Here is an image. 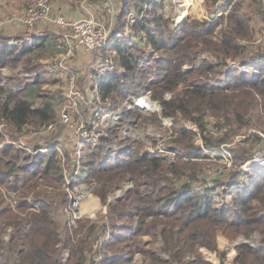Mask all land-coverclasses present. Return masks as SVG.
I'll return each mask as SVG.
<instances>
[{
    "label": "trees",
    "instance_id": "16d2710c",
    "mask_svg": "<svg viewBox=\"0 0 264 264\" xmlns=\"http://www.w3.org/2000/svg\"><path fill=\"white\" fill-rule=\"evenodd\" d=\"M130 1L122 0L112 34L124 29L130 8L143 15L131 24L129 36L115 38V67L95 75V82L101 99L110 97L113 102L116 97L124 100L150 91L151 99L161 106V116L177 125L167 148L173 155H149L129 144L96 164L100 145L88 143L79 179L92 176V191L106 204L109 220L99 223L89 218L85 227L87 222L78 218L69 227L67 219L62 225L56 220L68 200L61 156L49 150L22 161L19 147L4 142L0 147V264H95L94 247L100 239L112 252L104 254L99 264H139L132 262L136 252L146 254L150 264H213L204 259L201 248L216 250L218 233L231 237L256 233L255 244L235 246L234 262L264 264V174H254L230 205L219 206L211 198L213 191L222 192L218 189L222 183L228 187L243 181L246 168L241 165L264 145V42L254 45V38L253 45L245 42L253 35L252 16L243 5L246 0H235L226 16L213 21L187 22L178 34L164 31L172 17L158 11L160 2L135 0L130 6ZM207 1L213 5L215 0ZM249 1L256 4L263 23L262 3ZM140 34L146 36L151 50H141ZM7 41L0 35V118L11 122L16 131L29 123H53L62 95L46 93L40 105H33L40 76L13 87L5 84L1 70L18 65L23 72L34 70L38 59L58 53L56 40L34 36L20 46ZM108 107L114 108V103ZM193 135L201 139L204 152L190 140ZM105 137L100 141H107ZM42 147L46 146L36 142L33 149ZM204 158L231 163L211 166ZM68 160L71 166L72 158ZM129 182L132 185L126 186ZM123 185V192L107 202ZM107 231L110 236L104 239ZM143 235H151L158 245L143 249ZM224 255L219 264H224Z\"/></svg>",
    "mask_w": 264,
    "mask_h": 264
},
{
    "label": "rangeland",
    "instance_id": "374dc122",
    "mask_svg": "<svg viewBox=\"0 0 264 264\" xmlns=\"http://www.w3.org/2000/svg\"><path fill=\"white\" fill-rule=\"evenodd\" d=\"M15 1V0H13ZM17 1V9L18 12L20 11V15L18 17V20L21 21L23 25L22 32L17 35L16 38L8 39L7 43L10 45H22L23 42H30L32 32L41 30L44 32L52 31L54 32V35L57 34V32H60L62 34H67V37L69 38L70 46L69 50L71 51V57H57L56 54L44 57L42 59H38V67H36L34 70L23 72L21 70L22 67L18 65V67H4L2 68V73L5 77V84H8L13 87H23L24 83L30 82L32 79H35L36 76H40V82L37 83L35 86V92L38 94V96H35L31 98L33 105H40L41 101L46 93H52L55 92L57 95H62L61 98H59L56 102V108L58 110V116L53 122V127L50 131H44L45 125H38V124H32L29 123L25 128H23L20 131H16V129L13 127L11 122L7 121L4 118H0V134L2 138L0 137V147L4 142L12 143L13 145L19 147L18 154L19 159L23 161V158L25 156L32 157L38 152H47V151H34L33 146L36 144V142L40 143L44 146H49L50 150H56L57 154L63 158V162L65 164V168L69 171L72 168V165L70 166L68 157L73 158L74 156V148L78 146L81 139H87L90 137L91 134H88L86 131H83L82 133L84 136L81 137V130L87 127L88 122L90 123L93 121V124L95 127L94 135L96 136L95 142H82L81 144V151L82 154L87 153V144L88 143H95L99 144L100 148L96 152V164L98 163H104V161L107 158H112L117 153L118 148L120 147H129V144H132V148L136 149L138 152L146 153V154H160L165 156H172L173 152L168 150V146H171V132L174 130V128L177 126L176 124L173 125L170 118L161 116V106L157 100L151 99V92H143L140 97H145L149 99V101H146L149 103L148 105L144 106H135L134 100L137 98V96L130 95L126 99L121 100L120 98L116 97V101H112L110 97H107L105 100H102L100 95H98V98H92L89 96V90L91 86L95 83V75L97 74L98 70V64L99 61L107 57L111 52L108 49H87L84 45L80 44L78 42V38L72 37L70 34V31L60 29L57 27V25L52 21L53 18L57 15L63 16L66 19L70 20H80L85 17H92L95 21L105 24L106 26H109L110 31H112L115 26L117 25L116 22L117 19L115 16V19L113 21L112 18H114L115 12L117 11L118 6V12L120 11V7L122 4V0H112L114 13L111 15L108 13L105 9L103 0H43L46 5L47 9L45 10L44 16L40 18H36L30 25L24 23L22 19L24 18V12H26L27 8L31 5H33L37 0H16ZM135 1V0H133ZM133 1H130V6H133ZM257 1V0H255ZM116 3V6H115ZM163 4V3H162ZM14 5V4H13ZM148 6V4H145L144 6ZM243 5L246 7V11L250 13L252 16V21L250 24V27L255 24V27H259V25H263L258 16V13L255 12L256 4L250 2L249 0L244 1ZM0 6L2 9V4L0 1ZM143 6V7H144ZM67 8L68 12L65 14L62 13V8ZM147 7V8H148ZM202 9L206 12V14L203 16H200L197 12H191L190 9L185 11L190 17L183 23V26L192 20H203V21H213V20H206L209 19V13L213 11V5L210 4L207 0H204ZM264 7V5H263ZM131 9V8H130ZM159 12L165 14L166 16L170 17H176L177 14L184 12V6L177 8L173 6L170 1L167 0L164 5L159 8H157ZM163 9L166 10L163 12ZM39 11V9L37 10ZM133 15L142 14L143 12H136L135 8L133 7L131 11ZM1 13V11H0ZM118 13L117 15H119ZM129 16L131 14L128 12L125 15V24L129 22ZM22 18V19H21ZM0 18V22H1ZM134 22V21H133ZM132 22V23H133ZM222 23V24H221ZM219 26L223 25L225 21H221ZM124 24V26H125ZM170 26L168 27V24L166 27H164V31L178 34L183 28V26L179 29H176V31L172 29V22L169 23ZM130 26V23H128ZM29 26V27H28ZM170 29V30H169ZM218 27L216 28V30ZM134 31V30H133ZM43 32V33H44ZM115 33V32H113ZM248 39L245 40V42L249 45L252 42V39L254 38V33H252ZM113 35V34H111ZM132 36V35H130ZM62 37V36H60ZM59 35L55 36V40L57 42H62L61 44L65 45V38H60ZM124 37V36H123ZM11 38V37H10ZM119 38V37H118ZM134 36L132 37V39ZM146 36L143 34H140L138 39V45L142 46L140 47L141 50H151V45L147 43ZM253 43V42H252ZM254 44V43H253ZM251 44V45H253ZM67 45V43H66ZM255 45V44H254ZM135 52L137 50L134 49ZM86 54V55H85ZM112 54L114 57V52L112 50ZM204 55H207V52L202 53ZM56 55V56H55ZM209 55V54H208ZM210 56V55H209ZM211 57V56H210ZM232 60L228 61V65H232ZM65 65L67 69H64L63 66ZM238 68L241 69V67L236 64ZM187 67V66H186ZM60 69V70H57ZM85 69L86 72H89L90 69L92 70L91 73V80H87L86 82H83L79 79V76L83 73V70ZM65 72H73L75 76L74 84L75 88L79 93V98L82 100L84 98V102L80 104V106L83 108V112L81 114H78L79 110L77 108V97L76 100V108L71 109L69 105L70 102H72V98L67 97L65 94L66 91V80H65ZM78 73V74H77ZM14 80H19V82H14ZM88 92V93H87ZM114 103V108L108 110L109 104ZM149 106V107H147ZM67 108L69 111V117L70 122L64 123L61 117V109ZM77 112V113H76ZM157 117V119H155ZM65 124V126L62 125ZM110 131V133H107ZM11 133V135L9 134ZM105 135L107 141H100L101 136ZM190 140L195 143L199 149L203 150L202 147V141L201 139L193 135L190 137ZM48 144V145H47ZM232 143H228L230 146ZM236 142L233 144L235 145ZM175 146V145H174ZM263 147L255 151L252 158L245 161V163L241 166H244L246 168L245 173L242 174L243 181L241 179H238V183H234L232 186L226 185V182L222 183V185L218 186V189L222 190V192H219L218 195H214L215 192L213 191L211 193V198L217 205H223L224 203L227 205L231 204V199L236 196L237 192L240 191V189L246 187V183L251 180L253 175H263L264 174V145ZM177 148V147H175ZM180 148V147H178ZM120 150V149H119ZM223 148L220 147L219 152H223ZM80 151V152H81ZM207 151V150H206ZM254 151V150H253ZM67 153L68 157H66ZM209 152V150H208ZM214 152V151H210ZM217 153V152H216ZM225 154V153H224ZM123 157V156H122ZM121 158V157H120ZM124 158V157H123ZM255 159V161L251 164L250 161ZM68 162H67V161ZM204 161H207V163L211 166H217L221 165L223 163L230 164L231 160H225V161H216L211 158H204ZM69 163V165H68ZM95 164V165H96ZM253 165V167H251ZM89 170V169H87ZM83 169L81 170V173L83 175ZM85 179L91 180L92 176L88 177L84 175ZM132 183H127L126 186H130ZM90 186V185H89ZM125 186V187H126ZM124 185L122 188L115 192V194H121L123 192ZM235 189V191H234ZM192 190L199 191L197 186H193ZM89 204V205H88ZM105 206L106 204L103 203L99 196L93 193V191H90V194L86 196L80 203V206L78 207L76 213L80 220L82 222H87L85 227L89 224V221L87 219L91 218L93 220L98 221L99 223L101 221H107V217L105 216ZM66 217L65 215L60 212L57 215V221L59 225H62L65 221ZM108 222V221H107ZM77 221L75 222V224ZM85 227L82 229L81 233L84 232ZM258 236L256 233H252L248 236L239 235L236 237H231L229 234H222L218 233L216 237V243H217V249H206L201 248L202 255L204 259L208 260L209 262H212L213 264H219V261L221 260V253L225 252V255L222 257V261L224 264H236L234 262L236 257V245H243L248 244L252 245L256 243V238ZM141 240L143 243V249L151 248V246H157L158 242L153 241V238H151V235H143L141 237ZM99 242L94 247L95 255H98V251L100 250V255L104 254H111L112 249L110 245H102L99 248ZM149 258L146 254H143L141 252H136L133 255L132 262H136L139 264H150Z\"/></svg>",
    "mask_w": 264,
    "mask_h": 264
},
{
    "label": "built area",
    "instance_id": "2783aa9c",
    "mask_svg": "<svg viewBox=\"0 0 264 264\" xmlns=\"http://www.w3.org/2000/svg\"><path fill=\"white\" fill-rule=\"evenodd\" d=\"M105 9L108 13L113 15L114 13V8L112 4V0H103ZM157 2L161 3V6L164 5V3L167 2V0H155ZM170 3L177 8V6L182 7L184 6V12H181L177 14V16L172 17V29L173 32L176 29H180L183 26V23L187 21V19L190 17L185 11L188 9L191 10V12L198 13L200 16H203L206 14V12L202 9V5L204 0H168ZM235 0H215L213 3V11L210 12L209 14V19L206 20H214L216 18L226 16L227 13L229 12L232 4L234 3ZM262 3V9L264 10V0H257ZM163 3V4H162ZM146 7V6H144ZM39 9V11H37ZM47 9V5L43 0H37L33 5L29 6L24 12V18L22 21L28 25H30L36 18H40L44 16V12ZM132 9V8H131ZM131 9L128 10V12L131 14L129 16V22L130 26L125 24L124 29L119 32H115L114 35L112 34V31H110L109 26H106L103 23L95 21L92 17L88 16L80 20H70L66 19L63 16L57 15L53 18V22L57 25L58 28L64 29L67 31H70L72 37L78 38V42L82 45H84L87 49H108L110 50V54L105 57L104 59L99 61L98 64V70L96 77L106 73L110 72L114 69L115 67V61L114 57L112 54V47L115 42V38L122 37V36H129L131 32V24L135 19L140 18L142 14H135L133 15ZM127 12V13H128ZM203 21V20H201ZM29 27V26H28ZM182 29V28H181ZM251 30L254 33V39L253 43L254 44H262L264 42V27L259 25V27H255V24L252 26ZM30 35V34H29ZM59 35L62 36L60 38H65L64 42L65 45L61 44L62 42H58L57 48H58V54L56 58L58 57H68L72 56L71 51L68 46H70L69 43V38L67 37V34H62L60 32H57L55 36ZM140 36V35H139ZM13 42V41H12ZM67 43V45H66ZM63 66L64 69H67L65 65H60ZM60 70V69H57ZM65 80H66V91L65 94L67 97L72 98V102L69 103L71 109L76 108V100L75 98L79 99V93L75 88L74 80L75 76L73 72H65ZM99 92L97 88V83L95 82L90 90H89V96L92 98H98ZM140 96H137L134 100L135 106H143L141 104H138L136 101ZM143 98V97H141ZM145 98V97H144ZM61 117L64 123H69L70 117H69V111L67 108H63L61 110ZM53 123H49L44 126V131H50L53 127ZM95 127L93 124V121L90 123L88 122L87 127L81 130V137L84 136L82 133L83 131H86L88 134H91L90 137L87 139H81L78 146L74 148V156L72 158V168L68 171L65 168V164L63 162L62 158V165H63V185L64 189L67 193V203L65 207L63 208V214L65 215L67 219V223L69 227L75 226L76 220L79 218L76 211L78 207L80 206L81 201L90 194V191L92 192L93 185L95 181L91 178L89 179H79L80 176H82L81 170V159H82V151H81V144L82 142H95L94 140L96 139V136L94 135ZM41 151H49V147H42L40 148ZM81 151V152H80ZM90 185V186H89ZM120 189L115 190L112 194H110L107 198V202L110 200L114 199L117 193L115 192L119 191ZM215 196L217 194H214ZM104 211L106 212V206ZM110 236L109 231L106 232L104 235V239L108 238ZM102 246V240L100 239L99 242V248ZM103 255H100V250L98 251V255H96L97 262L95 264H99V259H102Z\"/></svg>",
    "mask_w": 264,
    "mask_h": 264
},
{
    "label": "crops",
    "instance_id": "0c3cea01",
    "mask_svg": "<svg viewBox=\"0 0 264 264\" xmlns=\"http://www.w3.org/2000/svg\"><path fill=\"white\" fill-rule=\"evenodd\" d=\"M0 1H1V4H2V9H1V6H0V11H1L0 18L2 19L1 22H0V35L3 36L4 39L16 38L17 35H19V33L22 32V30H23V28H22L23 25H22L21 21L18 20V17L20 15L19 14L20 11L18 12L19 9H17V4L18 3H17L16 0L15 1H13V0H0ZM114 1L116 2V0H114ZM115 6H116V3H115ZM164 11H166V10L163 9V12ZM67 12H68V9L63 7L62 8V13L66 15ZM118 13H120V11L118 12V6H117V11L115 12L114 18H112L113 21L115 19V16H117ZM43 32L44 31H41V30H38V32L37 31L32 32V34H30L31 35V40L33 39L34 36H45V35L48 36V37L52 36L55 39L54 32H52V31L44 32V33ZM31 40H30V42H31ZM11 41H13V39ZM23 43H25V42H23ZM57 43L58 42L56 41L55 45ZM91 71L92 70L90 69L89 72H86L85 69H84L83 73L79 76V79L82 80L83 82H86L87 80H91V73H90ZM81 96H80V98L83 97V96L82 97ZM80 98L77 99V108L79 110L78 114H81L83 112V108L80 106V104H82L84 102V98L82 100H80Z\"/></svg>",
    "mask_w": 264,
    "mask_h": 264
},
{
    "label": "bare ground",
    "instance_id": "6f19581e",
    "mask_svg": "<svg viewBox=\"0 0 264 264\" xmlns=\"http://www.w3.org/2000/svg\"><path fill=\"white\" fill-rule=\"evenodd\" d=\"M146 101H149V99H147V98H139L138 99V101H136L138 104H141V105H143L144 107L146 106V105H148L149 103H147ZM150 102V101H149ZM147 107H149V106H147ZM89 205V204H88Z\"/></svg>",
    "mask_w": 264,
    "mask_h": 264
},
{
    "label": "water",
    "instance_id": "95a60500",
    "mask_svg": "<svg viewBox=\"0 0 264 264\" xmlns=\"http://www.w3.org/2000/svg\"><path fill=\"white\" fill-rule=\"evenodd\" d=\"M255 161V159L251 160L249 164L253 163Z\"/></svg>",
    "mask_w": 264,
    "mask_h": 264
}]
</instances>
